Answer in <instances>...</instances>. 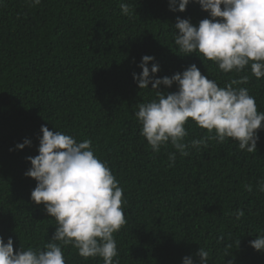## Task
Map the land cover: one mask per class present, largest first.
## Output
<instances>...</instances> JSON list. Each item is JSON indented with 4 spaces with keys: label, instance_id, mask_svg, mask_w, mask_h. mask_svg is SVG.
<instances>
[{
    "label": "trees",
    "instance_id": "1",
    "mask_svg": "<svg viewBox=\"0 0 264 264\" xmlns=\"http://www.w3.org/2000/svg\"><path fill=\"white\" fill-rule=\"evenodd\" d=\"M177 17L198 25L208 13L193 2L170 11L169 0H0V237L13 240L14 252L43 249L55 231L54 218L30 198L36 181L24 175L44 125L91 140L123 188L126 223L114 233L119 264H182L185 256L199 264V248L208 251V264H264V252L249 243L264 233V129L256 152L231 138L209 141L188 156L177 152L171 167L170 143L153 152L140 134L137 105L157 96L151 84L140 89L133 80L144 55L155 58L149 68L159 65L156 78L192 64L219 87L247 75L239 87L264 112V77L256 79L250 67L223 73L202 56L183 55L174 43ZM185 128L186 141L208 134L191 120ZM26 138L30 146L17 150ZM63 253L65 264H103L70 245Z\"/></svg>",
    "mask_w": 264,
    "mask_h": 264
},
{
    "label": "clouds",
    "instance_id": "2",
    "mask_svg": "<svg viewBox=\"0 0 264 264\" xmlns=\"http://www.w3.org/2000/svg\"><path fill=\"white\" fill-rule=\"evenodd\" d=\"M26 2L35 6L41 0ZM190 2L197 3L208 18L193 25L189 19L177 17L174 43L179 51L202 56L223 73L239 74L250 67L256 79L264 77V0H169V10L184 12ZM120 9L123 15L129 14L128 4L121 3ZM154 59L142 56L138 65L141 72L132 73L140 89L151 84L157 93L155 99L138 104L134 113L141 125L140 134L153 152L170 143L175 150L168 153L170 167L177 152L188 156L189 148H207L209 141L223 144L231 138L241 150L256 152L264 112H258L248 89L239 87L248 83L247 75L219 87L192 64L182 73L156 78L159 65L148 67ZM173 84L174 92L157 91L160 85ZM189 120L208 134L186 141ZM40 132L38 154L26 158L31 167L24 175L36 181L30 198L54 218L55 231L43 249L20 247L14 252L13 240L8 238L5 243L0 237V264H65L63 248L69 245L85 259L100 257L103 264H119L114 260L118 255L114 233L126 223L123 188L107 163L95 155L91 140L77 142L73 136L44 125ZM30 143L26 138L15 148L23 149ZM259 191L264 192V182L259 183ZM243 215L238 211L237 219ZM249 243L254 250L264 252V233ZM196 255L199 264H208V251L199 248ZM182 264H194L193 258L185 256Z\"/></svg>",
    "mask_w": 264,
    "mask_h": 264
}]
</instances>
